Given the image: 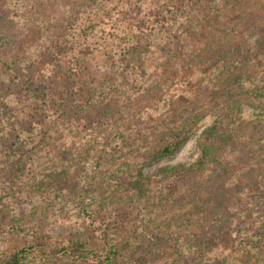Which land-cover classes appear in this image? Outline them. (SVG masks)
<instances>
[{"label":"rangeland","instance_id":"1","mask_svg":"<svg viewBox=\"0 0 264 264\" xmlns=\"http://www.w3.org/2000/svg\"><path fill=\"white\" fill-rule=\"evenodd\" d=\"M97 1L98 6H104L107 16H112V19L118 16L114 22L108 21L101 12L97 16L90 14L88 21H84L86 25L82 24L86 29L87 42L101 43L96 50L93 49L94 54L90 57L93 61L104 63L103 71L91 83L89 92L84 93L85 98L98 103L99 112L94 115L88 107L80 111L79 117H76L82 118L73 121L74 128L63 130L61 138L68 134H83V128L79 132L77 129L86 126L92 131L104 132L114 142L119 132L122 146L111 144L109 148V140L101 143L88 151L90 159L87 167L78 169L75 165L77 159L71 162L68 159L65 163L55 159L53 151L47 152L48 143L53 144L54 141L48 139L44 145L36 125L27 128L26 123L19 124L24 131L21 139L29 140L26 148L30 151L22 152L17 162V156H12L9 147H0L2 256H7L24 239H30L34 232L43 234V239L48 238L47 244L53 247L75 236H93L90 239L96 242L101 233L91 235L89 223L98 225V215L113 205V189L121 176L126 180H136L139 176L159 177V168L193 163L200 153L197 142L202 130L218 117L228 128L250 121L261 125L256 131H253L254 128L246 131L235 139L233 146L227 148L229 162L242 166L234 175L237 179H241L248 164L256 160L264 161V111L258 115L255 108L257 104L264 105V52L255 48L258 44L264 46L261 43L264 40L260 38V29L264 28V0H209L208 6L214 9V16L208 13L207 7L191 14L181 27L184 35L174 39L172 45L164 30L158 28L148 32L142 38L144 46L137 51L138 54H124L116 66L108 65L111 61L99 52L113 50L117 43L124 49L120 41L129 39L126 34L130 30L138 35L139 31L134 30L132 24L137 25L136 19L145 16L144 10L154 5V0ZM58 3V0H47L45 5H51L53 13L58 15V10L61 11ZM174 4L177 9L173 16L180 21L188 7L183 2L181 5ZM36 11L38 13V8ZM37 13L26 7L22 17L30 24V21L38 20ZM96 18L102 21L99 23ZM255 18L258 20L252 24ZM78 23L81 24L80 19L70 23V26L79 30ZM112 26L117 27L121 39L96 40L99 34L94 30L99 27L110 34ZM33 31L34 28L27 30L23 47L16 50L17 56L25 57L30 52L29 45L32 46V41H35ZM75 41L74 48L77 50L82 47L79 45L81 41ZM4 52L6 49H1V53ZM71 53H67L68 56ZM123 53L118 50L115 55L119 57ZM6 55L4 60L10 62ZM233 55L237 56L235 60ZM3 65L0 61V80L5 75ZM244 65L248 67H245L246 71L240 69ZM156 93H162L159 100H155ZM5 94L8 93L1 92V96ZM15 106L19 113L20 109ZM135 108H139V113L135 114ZM14 109L10 113L13 110L15 114ZM57 123L64 124L61 119ZM1 124L0 136L8 129V124ZM177 131H181V135ZM173 134L180 138L176 147L151 159L157 145L170 140ZM74 139L70 138L68 147L75 159L82 146L73 143ZM256 143L258 146L253 145ZM244 144H251V149L240 151ZM8 146L11 145L8 143ZM17 163L23 167L21 172L13 169ZM233 174L232 170L230 177ZM63 176H68L66 184L61 183ZM235 177L233 183L238 181ZM148 188L150 192H144L141 201L136 198V201L129 202L134 207L129 214L134 222L118 233L121 242L127 238L133 244L132 249L138 248L133 253L134 257L129 252L122 253L124 263L140 257V264H264V241L256 240V235L264 231V195L260 194L261 199L254 195L256 201L252 204L248 195V200L244 201L248 202V207L257 210L251 214L243 212L244 219L237 211L229 216L230 229L217 231L208 222L199 223L196 212L189 206L169 219L162 209L166 193L159 191V186L155 184ZM162 195L164 199L160 198ZM125 202L128 205L127 200ZM233 203L234 206L241 204L236 200ZM138 205H144L141 217L135 213ZM135 206L138 207L135 209ZM148 215L152 218H147ZM23 226L27 228L21 229ZM140 232L145 233L144 237L151 238L145 239ZM210 238L215 239V245L208 244ZM24 264L79 262L61 254L48 257L36 254L28 257Z\"/></svg>","mask_w":264,"mask_h":264},{"label":"trees","instance_id":"2","mask_svg":"<svg viewBox=\"0 0 264 264\" xmlns=\"http://www.w3.org/2000/svg\"><path fill=\"white\" fill-rule=\"evenodd\" d=\"M46 1L0 0V61L5 65L3 67L5 75L0 80V124H8L6 132L0 136V143L2 144L0 147H9L12 156H17L16 161L18 162L22 157L20 155L22 152L25 154L30 151L26 148L28 139H21L24 131L20 125L26 123L27 128L36 125L44 145L48 139L54 141L53 144L48 143L49 146L46 148L48 153L54 152L55 159L64 160L65 163L68 159L70 162L77 159L75 161L76 168H86L90 159L88 157L90 149L99 146L101 143H107L108 140L109 148L111 144H120V147L122 145L118 139L119 132L114 142L111 138L108 139L104 132L92 131L86 126H80L77 129L79 132L83 128L85 132L83 134L78 133L72 136L68 134L67 137L61 138L63 130L74 128L73 121L82 118L76 117L80 111L88 107L93 110L94 115L99 112L98 103H92L89 98H85L86 94L84 93L89 92L91 83L96 81L103 71L104 63L93 61V58L90 57L94 54L93 49L96 50L101 43L87 42L84 33L86 29L83 28L86 25L84 21H88L87 17L90 14L97 16V13L99 15L100 12L107 17L108 21L115 22L118 16L113 19L112 16H107L104 13V6H98L97 0H58V8H61V11L58 10V15H56L53 13L55 11L52 10L51 5H45ZM174 2L180 3L179 5L183 2L188 7L180 21L173 16L177 9ZM208 2L209 0H154V5L146 7L144 10L145 16L136 19L137 25L132 24L135 27L134 30L139 31L138 35L130 30L126 34L129 39L120 41L124 49H121L117 43L115 49L108 52L105 50L104 53L99 52V54L104 56L107 61H111L108 65L116 66L120 58L125 56L124 54L132 56L138 54L137 51L144 46L141 42L143 41L142 38L148 35V32L151 33L158 28L164 30L166 38L170 37L171 42L169 44L172 45L174 39L184 35V30L181 27L185 19H190L191 14L203 10L202 7H207L208 13L215 15L212 12L214 9L211 8L212 6H208ZM35 4H37L38 13ZM26 7L37 13L38 20L35 21L37 25L32 21L30 24L24 21L22 13ZM48 14H50L49 17ZM90 18L92 19V16ZM77 19L81 20V24L78 23L77 25L79 30L70 26V23ZM98 20L99 23L102 21L101 18ZM256 20L258 19L255 18L252 24ZM25 25L27 28L25 27L23 30L22 27ZM115 25L118 26L119 24ZM116 26H112L110 34L106 33L109 31H104L103 28L98 27V30H94L99 34L98 37L96 36V40L112 38L118 41L121 39L122 35L118 34L119 31L117 32ZM33 28L35 41H32V46L29 45L30 52H26L25 57L17 56L16 50L23 47L27 30L32 31ZM5 33L7 34L5 35ZM260 33V38L264 40V28L260 29ZM76 39L81 41L79 45L82 46L77 50L74 48ZM261 43L264 45V41ZM258 45L255 46V48H259L257 51L264 52V46ZM3 48L8 52V56L6 52L1 53ZM118 50L124 52L119 57L115 55ZM62 53L64 54L62 55ZM67 53H71V56H68ZM5 55L10 62L7 59L4 60ZM18 57L20 58L18 59ZM236 58L237 56L233 55L232 59L235 60ZM245 65L240 69L246 71L248 67ZM1 92L8 94L1 96ZM161 94L156 93L155 100H159ZM14 105L20 109L19 113L14 109ZM12 108L15 110V114H13V110L10 113ZM255 108L258 115L264 111L263 104H257ZM135 111V114L139 113V108L138 110L135 108ZM58 119H61L64 124L59 125ZM260 126V124L257 125L250 121L246 124L240 122L236 128H228L222 123L221 118H216L211 125L202 130L197 142L200 153L193 163L159 168L157 172L159 177L139 176L136 180H126L121 176V180L113 189L115 191L111 198V202L114 201L112 202L113 205L98 215L96 221L98 225L93 222L89 223L90 229H92L91 235L102 234L99 235L100 237L96 242L90 239L93 236L90 238L75 236L53 247L47 244L48 238L43 239V234L34 232L30 235V239H24L7 256L0 255V264H24L28 257H33L36 254L44 257L61 254L65 258L79 262V264H140L142 261L140 257L135 258V261L132 262L131 260L130 262H123L122 253L129 252L131 257H134L133 253L138 248L132 249L131 245L133 244L127 238L121 242L118 233H122L124 231L122 228H126L127 224L134 222V219L129 215L134 207L130 206L129 202L136 201V198L141 201L143 193L150 192L148 187L153 184L159 186V191L166 193L164 196L166 199V202L164 201L165 207L162 209L169 219H172L174 214L179 215L178 213L182 209L189 206L196 212L199 223L208 222L207 224L217 231L230 229L229 216L235 215L238 211V215L244 219V216L242 217L243 212L251 214L257 210L248 207V202L244 200H248L246 197L250 195L249 203L252 204L256 201L254 195L260 199V194L264 195V161L256 160L253 161L254 163L248 164V167L244 168L246 170H242L241 179H237L234 175L242 166H236L229 162L226 157L227 148L233 146L235 139L246 131L251 130V128L256 131ZM177 133L181 135V131H177ZM70 138H75L73 143H79L82 146L75 159L72 152L70 153V147H68ZM179 140L180 138L174 134L170 140H164L153 150L151 159L169 153L176 147ZM8 143L11 146H8ZM250 145L244 144L242 150L241 148L239 150L245 152V150L251 149ZM253 145L258 146L257 143ZM22 168L18 163L13 167L15 172H21ZM232 170L234 174L230 177ZM15 175L17 176V174ZM234 177L238 180L235 183H233ZM63 178L61 183L66 184L68 176H63ZM237 194L240 196L236 197ZM162 197L163 195L160 196V198ZM126 200L128 205H125ZM234 200L241 202V204L234 206ZM138 206H135V209ZM143 206H139L135 211L140 217L144 213ZM262 213L264 214V212ZM149 217L150 215L147 218ZM136 219L140 218L137 217ZM263 222L264 220H262ZM25 228L27 226L21 227V229ZM140 234L145 236L144 232H140ZM144 238L149 239L151 236ZM256 240L258 242L264 241V231L256 235ZM209 241L208 244L215 245V239L210 238Z\"/></svg>","mask_w":264,"mask_h":264}]
</instances>
